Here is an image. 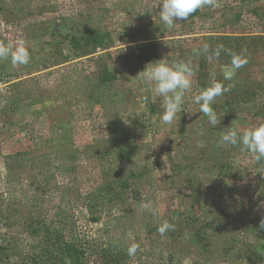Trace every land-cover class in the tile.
Wrapping results in <instances>:
<instances>
[{
  "label": "rangeland",
  "instance_id": "obj_1",
  "mask_svg": "<svg viewBox=\"0 0 264 264\" xmlns=\"http://www.w3.org/2000/svg\"><path fill=\"white\" fill-rule=\"evenodd\" d=\"M159 4L0 0V43L22 40L31 52L27 65L0 59V93L11 101V83L21 80L38 100L31 105L26 98L20 111L2 117L0 102V246L13 248L0 264H21L38 240L30 222L49 219L60 208L74 213L79 234L90 241L87 264H107L101 250L109 246L121 248L127 264H264V172L239 146L217 147L229 128L264 124L263 117L230 106L226 93L213 105L222 117L215 127L200 112H184L198 111L194 96L201 89L228 84L223 70L231 57L208 60L193 50L211 34L264 37V0H216L214 8L198 9L173 29L160 21ZM86 29L108 34L109 45L77 58L70 40ZM160 59H191L194 71L192 89L171 124L161 122L160 100L152 103L139 74ZM253 59L256 67L248 64L235 76L252 72L264 79V51ZM104 69L116 72L106 88L99 85ZM257 102L254 107L264 109V93ZM121 145L131 156H118ZM107 180L121 195L89 222L76 199ZM145 202L159 215L145 211ZM165 219L174 228L161 236L157 228ZM132 243L139 249L129 257Z\"/></svg>",
  "mask_w": 264,
  "mask_h": 264
},
{
  "label": "trees",
  "instance_id": "obj_2",
  "mask_svg": "<svg viewBox=\"0 0 264 264\" xmlns=\"http://www.w3.org/2000/svg\"><path fill=\"white\" fill-rule=\"evenodd\" d=\"M107 35L105 32H99L96 29H86L82 36H73L70 44L74 55L79 58L96 54L98 49L102 51L106 50L109 45ZM203 39L204 43H208L209 45L213 44L214 47L218 43H222L225 48V51L221 53L223 56L231 57L230 53L241 54L247 59L244 67L248 64L253 68L256 67L257 63L253 57L259 51H264V37L260 35L211 34L204 36ZM252 46L256 50H251ZM115 77L116 72L110 73L104 69L99 78V85L106 88L110 85L109 82ZM229 84L233 85V87L230 91L226 92V103L229 105L236 104L242 107H248L260 114L264 122V109L254 107L257 106L258 97L264 93V79L261 77L257 78L253 76L252 72H249L248 75L243 77H233L232 80L228 81L227 85ZM11 85L15 90L14 94H12L11 101L7 100L9 96H3L0 93V102H5V107L1 110V117L7 114L5 113L6 111L11 115L20 111L21 103L26 98L31 105L37 104L38 102L37 95L31 92L29 87L23 86L24 81H15ZM115 149L120 158L131 156L132 150L125 145H121ZM254 160L255 169H258L260 174H263L264 160L257 161L255 157ZM48 164L51 165V163ZM61 165L59 163L56 167L63 169ZM134 175L138 176L136 173ZM127 185V181L122 183V187H127ZM120 195V192L116 190L113 182L107 180L103 184L95 186L76 200L79 201V204L81 203L82 210L86 211L88 215L87 221L97 222L99 220V214L104 211L107 203L112 202L117 197L119 198ZM60 200H66L63 192L61 193ZM70 202L71 200L66 203L69 204ZM76 219L74 213L69 212L66 208H60L49 219L40 218L39 220L31 221L29 227H31L33 236H36L38 240L36 244H31V248L23 253L24 255H21V264H87V247L90 246V241L79 234ZM11 246H0V260L3 253L8 255L9 251L13 249ZM117 247L115 246L113 248L109 246L101 250V258L106 260L107 264H127L125 258L122 257V262L121 257H119L121 248ZM114 250L117 252L115 253Z\"/></svg>",
  "mask_w": 264,
  "mask_h": 264
},
{
  "label": "clouds",
  "instance_id": "obj_3",
  "mask_svg": "<svg viewBox=\"0 0 264 264\" xmlns=\"http://www.w3.org/2000/svg\"><path fill=\"white\" fill-rule=\"evenodd\" d=\"M159 5L160 21L167 29H173L177 21L187 20L198 9L203 7L214 8L216 0H160ZM193 51L196 55H200L202 52L208 60H212L214 58L219 59L225 48L222 43H218L214 48L208 43H204L202 49H194ZM230 55V64L223 70L224 81L232 80L237 70L247 63V59L240 54L230 53ZM0 59H10L12 67L27 65L31 59V52L22 40L17 41L15 45L0 43ZM139 74L152 93V103L160 100L161 122L163 124L173 123L185 104L186 93L192 89V77L194 76L192 60H181L169 64L165 59H160L148 63ZM232 87L231 84L225 86L222 81L214 82L209 87L201 89L194 96V103L199 106L198 111L185 110L184 112L189 115L200 112L207 117L211 126H217L221 123L222 117L217 114L213 105L217 97L230 91ZM226 144L239 146L241 151L254 154L257 161L264 160V124L243 129L229 128L220 136L217 147ZM141 207L154 217L159 215L158 209L153 207L151 202H145ZM173 228L174 225L165 219L159 224L157 231L163 236ZM261 228H264V220L261 221ZM138 249V244H130L127 248L128 256L134 257Z\"/></svg>",
  "mask_w": 264,
  "mask_h": 264
}]
</instances>
